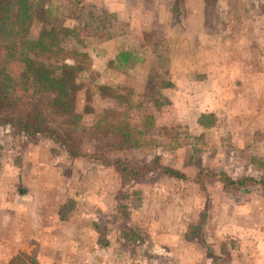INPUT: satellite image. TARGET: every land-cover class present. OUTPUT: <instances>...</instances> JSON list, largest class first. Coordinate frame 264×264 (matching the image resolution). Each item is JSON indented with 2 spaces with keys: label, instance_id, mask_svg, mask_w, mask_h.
I'll return each mask as SVG.
<instances>
[{
  "label": "rangeland",
  "instance_id": "obj_1",
  "mask_svg": "<svg viewBox=\"0 0 264 264\" xmlns=\"http://www.w3.org/2000/svg\"><path fill=\"white\" fill-rule=\"evenodd\" d=\"M35 2L85 65L11 95L72 148L0 128V264H264V0Z\"/></svg>",
  "mask_w": 264,
  "mask_h": 264
},
{
  "label": "trees",
  "instance_id": "obj_2",
  "mask_svg": "<svg viewBox=\"0 0 264 264\" xmlns=\"http://www.w3.org/2000/svg\"><path fill=\"white\" fill-rule=\"evenodd\" d=\"M50 12L49 8L43 9L35 0H0V128L11 127L23 137L46 136L58 146L70 151L69 147L72 148V145L68 143V131L44 125L37 114L26 119L19 118L18 107L11 97L16 90L21 93L47 95L50 105L63 112L65 107L63 96L66 87L69 86L71 73H76L77 77L82 73L85 63L75 60L74 50L61 52L52 46L51 36L54 28L43 21ZM41 14L44 17L40 30L36 35H32L30 26L35 18H41ZM129 60V54L122 51L116 64L110 62V65L115 64L119 68H124ZM169 86L168 82L164 83V87ZM111 111H104L103 118L106 121V113ZM103 125L105 130L122 129L119 121L115 124L106 122ZM73 151L71 153L74 154ZM162 171L176 178H184L182 173L173 169L162 168ZM219 179L226 185L239 187H242L245 181L251 180L243 177L231 178L224 172H220ZM259 184L264 187L262 178ZM28 260L29 264H36L32 257Z\"/></svg>",
  "mask_w": 264,
  "mask_h": 264
},
{
  "label": "crops",
  "instance_id": "obj_3",
  "mask_svg": "<svg viewBox=\"0 0 264 264\" xmlns=\"http://www.w3.org/2000/svg\"><path fill=\"white\" fill-rule=\"evenodd\" d=\"M52 257H54V256H52ZM44 264H45V260H44V262H43Z\"/></svg>",
  "mask_w": 264,
  "mask_h": 264
}]
</instances>
